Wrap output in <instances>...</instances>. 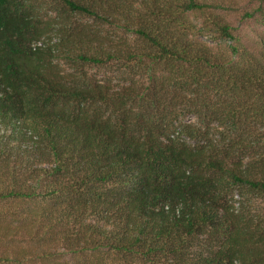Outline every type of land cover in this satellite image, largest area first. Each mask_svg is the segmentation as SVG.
<instances>
[{
  "label": "trees",
  "instance_id": "16d2710c",
  "mask_svg": "<svg viewBox=\"0 0 264 264\" xmlns=\"http://www.w3.org/2000/svg\"><path fill=\"white\" fill-rule=\"evenodd\" d=\"M55 1L123 37L81 24L37 46L27 0H0V264H264V43L234 34L235 1ZM249 1L242 20L264 26ZM180 104L192 145L164 123Z\"/></svg>",
  "mask_w": 264,
  "mask_h": 264
},
{
  "label": "rangeland",
  "instance_id": "374dc122",
  "mask_svg": "<svg viewBox=\"0 0 264 264\" xmlns=\"http://www.w3.org/2000/svg\"><path fill=\"white\" fill-rule=\"evenodd\" d=\"M234 1L235 4L232 6L238 11L226 13L222 12L221 15L235 29L234 34L240 39V41H242L243 45L252 48L263 49L262 46L264 43V26L250 19L245 18L244 20H242L241 17L243 12L251 11L253 5L250 3L249 0ZM27 3L28 7L33 11V13L36 15L37 19L41 23V27L43 28L42 31L45 33V36L42 37L41 40L37 43V45L40 44L39 46L41 47L47 44L52 45L54 43H58L57 41L62 34L66 36V33L64 31H66L68 28L70 29L71 27H78V25L81 24L87 26L91 25L93 28H98L102 36H109L115 41L123 37L122 33L114 27L102 26L93 23L90 19H87L80 15L69 13L60 2H56L55 0H27ZM188 18L191 22L198 25L197 15H190L188 16ZM65 27H67V29H65ZM195 39L196 41H202L203 43L209 45L213 49V53L216 56L221 57L222 60H231L229 56L230 53L228 47L229 45H232V42L224 40H215L212 37L206 36L204 34H196ZM253 55L258 56L257 53H254ZM61 67L65 71L72 73V70L69 69L67 66L61 64ZM82 70L89 77L90 81L93 82L109 80L111 82V85L113 86H117L122 82L120 75L121 72H117L116 69L112 66L102 68L91 65L87 66ZM176 106H178L176 112H172V115L168 116V118L164 120V123L168 124L169 126V123H172L173 127L170 128L169 134L171 138L174 137L175 139L180 140L181 142L192 145V138H189V136L187 137L183 133V131L186 129V126L188 124L196 125L199 127L200 125L196 117L191 114V112L187 111L188 108H186L185 106H181V104ZM161 118L162 117H159L157 122H160ZM207 132L209 140L218 139L219 131L213 130L212 126L209 128L207 127ZM234 199L236 198L234 197ZM250 207L252 208V211L258 210L259 213L264 217V205L258 203L252 204ZM23 245L25 246V244ZM87 262L91 264H96L97 260L96 258L92 257V255L85 254L83 256H75L73 258L67 256L60 261V263L64 264H87ZM46 264L52 263L47 262Z\"/></svg>",
  "mask_w": 264,
  "mask_h": 264
},
{
  "label": "built area",
  "instance_id": "2783aa9c",
  "mask_svg": "<svg viewBox=\"0 0 264 264\" xmlns=\"http://www.w3.org/2000/svg\"><path fill=\"white\" fill-rule=\"evenodd\" d=\"M40 45V44H39ZM39 45H37V46H39Z\"/></svg>",
  "mask_w": 264,
  "mask_h": 264
}]
</instances>
